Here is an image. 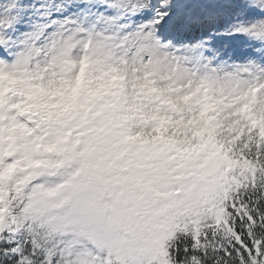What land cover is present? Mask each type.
<instances>
[{"label":"snow or ice","instance_id":"snow-or-ice-1","mask_svg":"<svg viewBox=\"0 0 264 264\" xmlns=\"http://www.w3.org/2000/svg\"><path fill=\"white\" fill-rule=\"evenodd\" d=\"M0 264H264V0H0Z\"/></svg>","mask_w":264,"mask_h":264}]
</instances>
